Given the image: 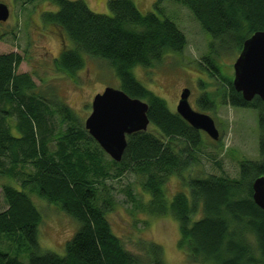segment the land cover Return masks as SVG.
<instances>
[{"label": "trees", "instance_id": "obj_1", "mask_svg": "<svg viewBox=\"0 0 264 264\" xmlns=\"http://www.w3.org/2000/svg\"><path fill=\"white\" fill-rule=\"evenodd\" d=\"M39 1L57 7L55 12L42 14L43 22L66 35L74 45L67 48L63 42L53 60L55 70L76 81V72L84 67L82 54L105 60L118 76L120 89L147 103L149 121L163 140L148 132L132 133L127 136L121 161L105 160V153L91 137L81 143L84 131L75 126L76 115L59 103L54 110L70 125L57 141L56 152H47L43 143L47 123L41 111L45 99L27 95L34 88L33 81L28 74L14 73L21 57L13 52L0 54V174L13 178L15 167L27 161L35 170L29 180L22 182L23 188L32 182L27 191L1 185L7 208L0 212V235L13 236L16 249L25 250L27 261L0 249V264H136L137 257L126 252L105 216L113 198L106 186L99 184L111 177L112 168L116 176L129 171L142 179V187L150 196L148 204L142 206L150 213L174 217L180 235L178 245L194 261L264 264V215L253 202L251 189L253 180L264 176V102L257 96L245 101L234 90L232 78L215 61L223 52L239 53L246 38L264 30V0H171L188 8L211 36L209 54L215 57L206 55L202 60L208 76L225 88L221 94L217 88V97L232 107L257 112L259 157L240 161L237 178H190L188 193L174 194L169 203L164 199L168 177L188 166L190 151L201 144L200 131L171 112L162 98L136 79L132 69L149 68L166 54L180 53L186 46L185 35L168 18L140 12L133 0H107L109 14L90 11L83 0ZM163 1L154 2L159 13ZM216 92L202 93L197 106L214 110ZM12 108L20 135H13L7 124ZM31 115L40 127L39 133L30 124ZM174 140L183 144L179 151L172 146ZM84 143L88 146L83 147ZM5 158L10 159L9 168H4ZM30 193L59 205L78 222V229L64 244L62 256L40 249L37 226L41 215ZM127 195L132 196L130 192ZM247 236L254 237V248ZM147 251L153 264H161L158 245H151Z\"/></svg>", "mask_w": 264, "mask_h": 264}, {"label": "rangeland", "instance_id": "obj_2", "mask_svg": "<svg viewBox=\"0 0 264 264\" xmlns=\"http://www.w3.org/2000/svg\"><path fill=\"white\" fill-rule=\"evenodd\" d=\"M83 1L90 11L109 14L107 0ZM155 1L133 0L140 12L158 13L160 17H166L174 22L185 35L186 46L180 53L166 54L162 60L149 68L136 66L132 69V73L142 85L162 98L171 112L176 110L181 90L188 88L190 106L196 111L210 115L219 131L217 140L200 131L201 144L190 151L188 166L178 174L168 177L164 199L169 203L174 194L188 193L187 181L190 178H204L208 175L237 178L240 161L257 160L258 117L253 109L232 107L228 102L223 103L222 97H217V92L221 94L225 88L216 78L208 76L205 70L207 65L202 60L206 55L211 59L215 57L213 53V55L209 54L211 36L201 28L189 9L175 1L165 0L160 5L162 12L159 13L154 9ZM0 3L5 4L9 10L8 19L0 23L2 35L0 54L17 53L21 61L14 73L28 74L34 83V88L29 89L27 95L45 99L41 111L47 123V132L43 135L47 152L51 154L56 152L57 141L70 125V122L63 120L55 112L54 108L59 103L76 115L75 126L84 131L81 143L84 142L87 136L91 137L84 127V121L91 112L93 96L102 92L105 87L120 89V80L114 69L103 59L82 54L84 67L76 72V81L57 72L53 67V60L58 57L63 42L65 41L67 48L74 47L66 35L62 36L58 30L43 22L42 14L55 12L57 7L39 0L33 2L0 0ZM237 55L238 53L223 52L215 60L217 65L223 66L225 73L231 78L232 64ZM204 92H216L217 106L214 110H202L197 106V98ZM10 112L12 117L7 121L10 131L13 135H20L16 130L18 120L14 115V109L12 108ZM30 119L33 129L39 133L40 127L36 119L32 115ZM145 132L163 140L161 133L151 123L148 124ZM38 138L40 139L39 136ZM85 146L88 145L84 143L83 147ZM172 146L175 151H179V147L183 144L174 140ZM185 156L184 153L183 157ZM103 159L112 160L107 154ZM9 165H11L10 159L5 158L4 168H9ZM34 171L31 162L27 161L15 167L13 178L0 174V212L7 208L1 185L9 184L21 189L22 182L29 180ZM115 174V168H112L111 177L99 184H104L113 198L112 208L105 216L112 232L120 239L126 252L137 257L136 264H153L147 251V248L153 244L161 249L162 257L159 259L161 264H213L194 261L187 255L185 249L179 247L180 235L174 217L170 214L150 213L145 206H142L148 204L150 196L142 187L143 181L139 176L129 171L119 176ZM32 186L30 182L23 190L27 191ZM127 192L132 196H128ZM29 196L41 215V221L37 226V243L40 249L62 256L64 244L78 229V222L66 214L59 205L48 203L35 193H30ZM246 238L254 248L256 244L254 237ZM14 243L13 236L0 235L1 251L10 256L16 255L19 260L26 262L25 250L16 249L17 244ZM22 246L26 247L25 242Z\"/></svg>", "mask_w": 264, "mask_h": 264}, {"label": "water", "instance_id": "obj_3", "mask_svg": "<svg viewBox=\"0 0 264 264\" xmlns=\"http://www.w3.org/2000/svg\"><path fill=\"white\" fill-rule=\"evenodd\" d=\"M7 6L0 3V23L8 19ZM232 86L245 101L255 96L264 102V30L253 32L243 43L232 64ZM190 90L183 88L179 94L175 112L193 129L205 132L213 140L219 131L213 118L194 110L188 97ZM145 101L127 95L121 89L105 87L91 101V112L85 118L84 127L92 139L113 161L122 159L126 137L135 132H145L150 123ZM252 199L264 215V176L255 178L251 185Z\"/></svg>", "mask_w": 264, "mask_h": 264}]
</instances>
